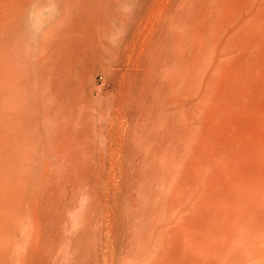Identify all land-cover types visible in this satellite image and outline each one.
I'll list each match as a JSON object with an SVG mask.
<instances>
[{
  "label": "rangeland",
  "instance_id": "rangeland-1",
  "mask_svg": "<svg viewBox=\"0 0 264 264\" xmlns=\"http://www.w3.org/2000/svg\"><path fill=\"white\" fill-rule=\"evenodd\" d=\"M56 1L0 0V53L1 51L3 52L0 54V59H2L0 60V81L5 83L3 85L0 84V148L2 149H0V182L4 184L3 180L5 178V184L7 183L8 185L3 186V184H0V195H3L1 192L5 194L2 197L0 196V231H2L0 232V264H27L31 260L29 253L32 249L33 237L30 232L34 222L32 217L28 216L31 215L29 211L24 208V205L28 203L34 205L37 210L36 214H39V223L36 229L39 228L41 237L40 264H81L82 262V264H85L87 256L86 262L88 263L86 264H112L113 262V264H160V255L165 253L164 244L162 243L166 242L167 236H169L166 231L168 232L171 226L175 224L176 216L188 215L190 212L188 210L190 208L192 210V206L191 203L186 202L181 208L176 209L175 213L174 211L166 212L164 208L163 210L159 208L156 211L158 206L155 209L151 208L157 202L160 203L165 200L164 194L166 193L167 185L170 184L171 177L168 178L165 185L161 188L160 186H153L156 192L157 189L159 190V196L156 198L157 202L156 200L152 203L147 201L145 192H143V196L142 194L138 195L135 201L128 197L133 194V191L134 193L135 191L138 192L135 186V179H138L141 173L148 171L149 166H151L148 163V159L144 156L146 146L142 145L143 142L141 140V137L145 138L143 131L147 130V124L151 121L149 122L145 114L146 110L143 111V109L137 108L136 101H131L130 99L129 94L132 89L131 76L128 73H119L118 76H114V70H126L129 63L132 64L137 56L139 58L150 56L152 44L155 42L162 43L163 41L164 36L160 35V31L163 34L165 27L169 26V23L167 26L169 16L177 11L180 14L182 5H184L183 2L188 0H157L158 2L156 0ZM44 2H48V4ZM142 12L143 15H141ZM158 14L161 15L159 16ZM150 16L152 17L151 19ZM158 23L159 25H157ZM145 27H148V29L145 30ZM124 28L127 30V34H125L126 30ZM120 33H123L125 37ZM139 35L141 37H138ZM35 37L37 40H35ZM128 38H130V41L134 38V41L131 42L130 48H127L122 54L119 49L124 47ZM129 40L128 43L130 42ZM141 45L143 46L141 47ZM9 50L15 55L10 54ZM7 59H9L10 63H7ZM10 70L13 71L11 72ZM30 70H32V75ZM5 76H8L7 79ZM10 79L12 84L8 83ZM120 79L123 81H120ZM15 80H18L17 83ZM18 82L20 86H17ZM31 90L33 93L30 92ZM26 105H30V108ZM21 111L22 113H20ZM24 112L25 115H23ZM33 114L34 116L30 118ZM20 115L22 116L21 118L19 117ZM26 115L28 116L26 117ZM12 117L13 119H11ZM27 119L28 125L26 123ZM136 119L141 126L136 122ZM29 125H31V128H28ZM22 126L25 128H22ZM26 128L28 130H24ZM132 131H134V135H131V133L133 134ZM23 136L25 137L22 138ZM118 140L119 142H117ZM21 143L22 146L19 147ZM129 154L132 156L130 157ZM85 161H90V163L87 162V164ZM65 162L66 164L64 165ZM137 164H140V166ZM13 167H17L16 170ZM81 168L84 170L82 171ZM85 171H87V174ZM37 172L39 173L38 177ZM133 173L137 176H132ZM35 177L37 181H32ZM55 177L61 178L56 180ZM54 179L56 180L55 182L53 181ZM7 180L9 181L7 182ZM50 185L52 189H50ZM4 188L6 189L3 192ZM29 191L31 192L29 193ZM95 191L97 193H94ZM261 192L262 190L258 194H251L249 201L252 204L260 205L261 202L258 199ZM90 193L92 194L89 196ZM93 197L94 199H92ZM96 201L99 202L97 203ZM104 203L105 205H103ZM93 204H96V209H94ZM55 208L59 209L56 210ZM181 210L183 211L181 212ZM46 212H49L52 216L44 218ZM137 212H140V214ZM57 213H59L58 216L61 215L60 226H62L60 227L58 224L57 227L60 228L54 231ZM84 213L87 214V217H85ZM161 217L164 219L162 220ZM134 219H136V224L133 221ZM86 220H90L94 224H88ZM137 220L138 222L140 220L139 224ZM129 222L130 224H128ZM87 224L88 227L86 229ZM71 231L75 235H72ZM77 231L78 233H76ZM238 233L239 238L234 240L233 243L234 246L241 250L242 257L239 260L230 261L228 264H247L248 262L250 264H264L262 261L264 240L257 239L254 247H248L241 238L243 231L239 230ZM18 235L21 236L18 238ZM55 236L62 238L60 249L58 248L57 250L49 242V238ZM83 236L87 237H85L87 241ZM133 241L136 243L134 244ZM77 242L81 245L77 244ZM152 243L155 244L152 245ZM91 245L93 246L91 247ZM187 245L190 247L186 241L185 250L189 253L191 248ZM97 247H100V249ZM134 249L138 251L136 250L137 252H135ZM89 252L90 254H88ZM192 252L197 254L199 249L192 250ZM96 253H99V256ZM92 257L94 258L92 259Z\"/></svg>",
  "mask_w": 264,
  "mask_h": 264
},
{
  "label": "bare ground",
  "instance_id": "bare-ground-1",
  "mask_svg": "<svg viewBox=\"0 0 264 264\" xmlns=\"http://www.w3.org/2000/svg\"><path fill=\"white\" fill-rule=\"evenodd\" d=\"M48 2H44V3L48 4ZM56 3L58 2L56 1ZM147 4H149V2H147ZM183 4L184 5H182V8H181L182 10L180 11V14H179V11H177L173 13V15L169 16V19L167 22V26H168V23H169V26L165 27L166 29L164 31L162 30L163 34H161L162 32L160 31V35L164 36L163 41L162 43L155 42L152 44V50L150 51V56L146 58L144 57L139 58L137 56L135 61L133 60L134 62L132 64L128 62L129 65L127 66L126 70L124 71H122V69L114 70V76H118L119 73H124V74L128 73L131 76L132 89L129 94L130 99L131 101H136L137 108L143 109V111L146 110L145 114L149 122L151 121L149 124H147V130L143 131V135L145 136V138L141 137V140L143 142L142 145L146 146L145 151H144L145 152L144 156L148 159V163L151 166H149L148 171H146L145 173H141V174L139 173L140 177L138 179H135L136 180L135 186L138 192L135 191L134 193L133 191V194L129 195L128 197L129 198L131 197L132 200L135 201L136 198H138V195L142 194L143 196V192H145L147 195L146 196L147 201H150L152 203L159 196V190L157 189V192H156V190L153 189V186L154 185L160 186L161 188L162 186L165 185L168 178L171 177L172 179L170 181V184L167 185L166 193L164 194L165 200L161 201L160 203H158L156 200L157 203L153 205L151 208L155 209L158 206L156 208V211L159 208L160 210H163L164 208L166 212L174 211L175 213L176 209L178 210L186 202H189L191 203L192 210L190 208L188 210L190 212L186 216H182V217H180L179 215L176 216V219L174 221L175 224L171 226L168 232L166 231V233H168L169 236H167L168 239L166 240V242L162 243L164 244L165 253L163 255L162 254L160 255V260H161L160 264H228L230 261L239 260L242 257L241 250L238 247L234 246V243H233L234 240L239 238L238 236L239 230L243 231V236H241V238L243 239L244 244L248 247H254L256 245L257 239L258 240L261 239L262 241L264 240V200H262L264 198L263 196V191H264V0H188V1L183 2ZM176 5H179V4H176ZM139 12H141V10H139ZM143 12L141 13V15H143ZM56 16L58 17V15ZM151 16H150V19L152 18ZM156 23L154 24L156 25ZM157 25H159V23ZM146 29H148V27L147 28L145 27V30ZM123 33H120V34L122 35ZM125 34H127V30ZM150 35L152 36V34ZM114 37L113 39H115ZM138 37H141V36L139 35ZM129 39L130 38H128V40ZM35 40H37L36 37H35ZM128 40H127V43L124 45V47L122 49H119L120 53L123 54V52L127 50V48H130L131 42L134 41V38L131 41L129 40L130 41L129 43H128ZM123 43H124V40H123ZM142 46L143 45H141V47ZM1 53L3 52L1 51ZM10 54H12L11 51H10ZM12 55L14 56L15 54H12ZM6 61H8L7 63H10L9 59H7ZM113 61L115 62V60ZM10 66H13V65H10ZM93 69H94V66H93ZM30 71H31L30 72L31 74L32 70ZM9 76L11 75L9 74ZM11 79L9 82L7 81L9 84H12L10 83L12 81ZM122 79H120V81H123ZM15 81L17 83L18 80H15ZM19 82L17 86L20 84ZM0 84L3 85L5 83L3 82L1 83L0 81ZM26 88L28 87L26 86ZM29 90H27V92H29ZM121 90L120 92H122ZM30 92H32V90ZM25 96L27 97V95ZM28 102H29V99H28ZM26 106H29L30 108V105H26ZM120 109L122 110V108ZM20 113H22V111ZM21 115L19 116L20 118L22 117ZM23 115H25V112ZM27 116L28 115H26V117ZM33 116L34 114L30 116V118H32ZM11 119H13V117ZM27 121L28 119L26 120V123ZM136 122H138L137 119H136ZM138 123L140 124V122ZM25 124L24 126L26 127ZM31 125H29L28 128ZM24 126H22V128ZM28 128L24 130H28ZM111 128L113 129V127ZM133 129L135 130V128ZM140 131L142 132L141 129ZM21 132L23 133V131ZM132 132L133 134L131 133V135H134L135 134L134 131ZM103 133H106V132H103ZM110 134H113V133H110ZM24 135L26 136L25 132H24ZM25 136H23L22 138H24ZM36 136L39 137L38 134H36ZM117 142H119V140ZM22 143L21 145L18 144L19 147L22 146ZM91 147L93 148L92 145ZM132 149H133V146H132ZM133 151L132 153H134ZM140 152L142 153V151ZM129 156L131 157L132 155L129 154ZM160 158L161 160H159ZM87 162L90 163V161H87ZM97 163L99 162L97 161ZM142 163H143V160H142ZM65 164L66 162L64 163V165ZM137 165L140 166V164H137ZM133 166H135V164H133ZM93 167L91 168L94 169ZM13 168H15L16 170L17 167H13ZM84 169H82V171ZM82 171L80 170V172ZM62 172H63V169H62ZM85 172L87 174V171ZM15 174L18 175L19 173H15ZM38 174L39 173L37 172V177H38ZM133 174L132 176L136 175V174L134 175ZM59 175L61 176V174ZM61 177L59 178L57 177L58 180ZM9 179L11 178L9 177ZM36 179L37 178L35 177V179L32 181H35ZM4 180H3L4 184L0 182V184L1 185L3 184V186L7 185V183L5 184L6 182L5 178ZM56 180L54 179L53 181L55 182ZM90 180L92 179L90 178ZM8 181L9 180H7V182ZM106 183L108 182L106 181ZM5 189L6 188H4V190L2 189L3 192L5 191ZM50 189H52V186L50 187ZM261 190L262 192L258 199L261 202L260 205H257L255 203L252 204V202L249 201L251 194L252 195L258 194ZM96 191L94 193H97ZM30 192L31 191H29V193ZM1 194L5 195L2 192ZM32 194H33V190H32ZM91 194L92 193H90L89 196ZM3 195H0V196L2 197ZM92 199H94V197ZM96 202L98 203L99 201H96ZM103 205H105V203ZM24 208L26 209V211L27 210L29 211L31 215H28V216H31L34 222V226L31 228V232H30V234L33 237L32 244H31L32 249L30 248L31 251L29 250L30 251L29 257L31 260H29L27 264H40V238L41 237H40L39 228L36 229L39 223V214H36L37 210L32 204H29V203L25 204ZM96 208L97 206L95 204L94 209ZM182 211L183 210H181V212ZM137 213L140 214V212H137ZM58 214L59 213H57V217H55L56 226L54 228L55 229L54 231H57L62 226V225L60 226L61 215L58 216ZM85 215H86L85 217H87V214ZM50 216L52 215L49 212H46L44 214V218L45 217L49 218ZM81 216H82V212H81ZM163 219L164 218H162V220ZM133 221L136 224V219H134ZM87 222L88 224L93 223V222L91 223L90 220ZM139 222L137 220L138 224ZM146 222H147V219H146ZM142 223L143 222L141 220V224ZM58 224L60 227H57ZM77 224H80V223H77ZM88 224L86 225V229L88 227ZM128 224H130V222ZM147 226L149 225L147 224ZM80 231H79V234H80ZM152 231L154 230L152 229ZM72 232L73 231H71V233ZM76 233H78V231ZM73 234L74 233H72V235ZM20 236L18 235V238ZM148 238L146 239L147 242H148ZM61 239L59 236H55V237L49 238V242L52 245V247L57 250L58 248L60 249ZM19 240L21 241V239ZM76 240L78 241L77 238ZM96 240H94V242H96ZM67 241H68V238H67ZM186 241L189 243L190 247L188 245L187 246L191 248V250H189V253H187L185 250ZM78 243L79 242H77V244ZM133 243L135 244L136 242L133 241ZM70 244H71V241H70ZM153 244L155 243H152V245ZM97 245H98V242H97ZM83 246H86V245H83ZM92 246L93 245H91V247ZM97 248L100 249V247H97ZM196 249H199V253L197 254L192 252V250H196ZM136 250L135 252L138 251ZM68 253H69V250H68ZM99 253H96V254L99 256ZM134 253H131V254H134ZM88 254H90V252ZM137 255H140V254H137ZM94 257H92V259ZM87 259H88V256H87ZM255 259L257 260V258ZM63 260H66V259H63ZM86 260H85V264L88 263L86 262ZM262 261L264 263V255L262 256Z\"/></svg>",
  "mask_w": 264,
  "mask_h": 264
}]
</instances>
